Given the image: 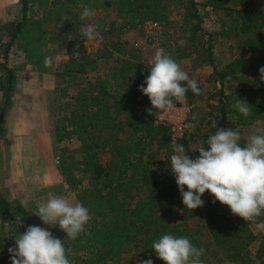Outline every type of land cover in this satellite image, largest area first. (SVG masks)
I'll return each instance as SVG.
<instances>
[{"label": "trees", "instance_id": "trees-1", "mask_svg": "<svg viewBox=\"0 0 264 264\" xmlns=\"http://www.w3.org/2000/svg\"><path fill=\"white\" fill-rule=\"evenodd\" d=\"M19 4L20 17L0 24V131L7 125L15 96L16 70L22 67L11 65V50L25 47L29 63L33 58L38 62L42 46H56L55 51L65 57L55 60L52 71L58 82L51 98L55 109L51 144L64 182L91 215L77 239L61 238L73 264H141L142 254L156 256L152 243L165 234L187 237L204 248V264L212 263L216 255L212 246L223 250L232 264H264V233L259 229L264 215L244 221L208 192L201 197L203 207L190 210L183 205L170 171L172 144L191 149L206 141L216 132L212 118L218 119V127L238 131L242 143L256 130L255 123L264 122V82L259 73L264 66V0H111L113 21L106 29L97 27L106 37L95 51H88L87 38L77 33L78 15L71 12L69 19V12L65 17L54 15L49 34L42 23L48 15L28 20L29 0ZM173 12L178 19L170 20ZM148 21L164 30L159 48L184 70L194 59L210 65V81L217 85L204 98L205 114L194 117L190 112L186 122L192 127L178 139L171 138L169 123L156 124L155 114L146 111L152 106L139 87L149 65L122 39L127 31L140 32ZM228 31L242 41H234L239 53L235 51L224 72L218 68L213 45ZM199 87V95L187 92L188 104L204 93V85ZM236 97L248 102L251 115L245 117L232 107ZM71 140L82 145L79 158L67 147ZM188 155L195 159L199 153ZM198 216L196 229L191 228L190 221ZM17 218L23 220L20 233L29 225L41 227L19 200L0 193V264H11L8 249L15 247Z\"/></svg>", "mask_w": 264, "mask_h": 264}, {"label": "clouds", "instance_id": "clouds-1", "mask_svg": "<svg viewBox=\"0 0 264 264\" xmlns=\"http://www.w3.org/2000/svg\"><path fill=\"white\" fill-rule=\"evenodd\" d=\"M93 15L91 9L84 7L80 19L88 20ZM97 27L87 24L83 29L84 36L94 39ZM44 64L51 66V60L46 57ZM148 68L149 74L139 91L149 98L152 108L146 111L152 115L176 108V102L183 101L189 90L195 95L201 92L197 80L190 78L162 47L155 51ZM259 73L264 82V66L260 67ZM232 107L245 117L252 114V107L245 99L236 97ZM211 126L216 132L206 141L194 143L191 149L172 144L170 171L183 205L190 210L203 207L201 197L208 192L214 201L226 205L233 215L244 221L264 215V128L248 134L242 143L241 134L231 128L218 127V119L212 118ZM190 151L199 155L193 159L188 155ZM32 214L52 228L58 225L70 240L84 233L91 219L89 209L83 204L52 194L38 204ZM15 224V247L8 249L11 264H73L64 240L54 237L50 230L29 225L20 233L18 228L23 226V220L17 218ZM5 230H10L8 224ZM151 248L164 264H204L205 249L197 248L187 237L165 234L153 241ZM141 264H153V261L147 259Z\"/></svg>", "mask_w": 264, "mask_h": 264}, {"label": "rangeland", "instance_id": "rangeland-1", "mask_svg": "<svg viewBox=\"0 0 264 264\" xmlns=\"http://www.w3.org/2000/svg\"><path fill=\"white\" fill-rule=\"evenodd\" d=\"M110 1L29 0L26 15L28 20L48 15L49 19L44 20L42 23L50 34L52 32L50 28L55 23L54 15L65 17V14L69 12L70 15L66 17L69 19L72 12L73 15L79 16L75 27L79 37H81V35H84L83 29L87 24H96L98 27L106 29L113 21ZM84 7H88L94 13L88 20L80 19ZM20 9L19 0H0V24L18 19ZM174 19H178L176 12L170 15V20ZM206 25L210 27L208 21H206ZM170 30L175 35L172 24ZM230 32L218 35L213 45L218 68H222L224 72L227 70L224 66L235 54V51L238 52V49L234 47V41H242V38H235L234 40L232 38L234 35H231ZM163 33L164 30L160 24L151 28L144 24L140 32L127 31L122 39L127 40L133 48L138 50L141 61L149 65L155 51L159 48L158 43L164 39L165 35ZM105 37L97 30L95 38L92 40L86 39L84 45L88 51H95L100 47V43L105 40ZM55 47L48 49L46 45L42 46L38 55V62L33 58L32 62L29 63L26 60L25 47L19 45L11 50V65L12 63L18 65L21 63L22 69L16 70L18 76L15 96L11 100L7 125L0 131V193L8 200H19L42 228L50 230L54 237L61 239L66 233L60 230L58 225L52 228L43 224L38 216L32 214L37 205L45 202L50 194L64 196L73 203L77 202L74 193L67 187L63 180L64 177L59 171L57 152L51 147L50 119H53L55 114L51 98L54 87L58 82L52 71L54 70L55 60L65 57L62 53H57ZM46 57L51 60V66H45L44 60ZM186 66L185 71L189 77L197 80L198 84L204 85V93L197 96L198 98H195L191 104H188L185 99L182 101L191 107L189 113L191 112L192 116L198 117L201 113L205 114L207 108V103L204 100L205 96L217 85L214 86L210 81L212 73L210 65L194 59ZM254 128H264V122L255 123ZM81 146V143L76 140L67 143L69 150H72L75 157L78 158L81 154ZM198 220H201V218L199 216L195 217L190 221L189 226L195 228L194 224ZM259 229L264 233V221H262ZM258 243L259 240L257 239L250 248V254L255 252ZM210 249L214 250L216 254L210 264H232L231 258H228L219 247L212 246ZM141 257L143 260L151 259L153 264H164V261L151 253L142 254Z\"/></svg>", "mask_w": 264, "mask_h": 264}, {"label": "built area", "instance_id": "built-area-1", "mask_svg": "<svg viewBox=\"0 0 264 264\" xmlns=\"http://www.w3.org/2000/svg\"><path fill=\"white\" fill-rule=\"evenodd\" d=\"M149 28L155 27L157 22L148 21L145 23ZM152 106V105H151ZM190 106L186 105L182 101L176 102V108L171 109L162 114H155L156 124L169 123L171 125V138L178 139L183 136L185 129L187 128V114L190 111Z\"/></svg>", "mask_w": 264, "mask_h": 264}, {"label": "crops", "instance_id": "crops-1", "mask_svg": "<svg viewBox=\"0 0 264 264\" xmlns=\"http://www.w3.org/2000/svg\"><path fill=\"white\" fill-rule=\"evenodd\" d=\"M45 147H46V146H45ZM51 147H52V144H51ZM13 159H15V160H16V158H14V157H13Z\"/></svg>", "mask_w": 264, "mask_h": 264}]
</instances>
